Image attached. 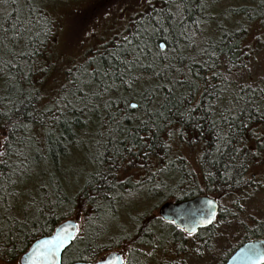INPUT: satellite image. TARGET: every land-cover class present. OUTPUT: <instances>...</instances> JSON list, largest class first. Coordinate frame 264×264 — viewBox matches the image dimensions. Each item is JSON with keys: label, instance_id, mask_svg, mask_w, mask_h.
Instances as JSON below:
<instances>
[{"label": "trees", "instance_id": "16d2710c", "mask_svg": "<svg viewBox=\"0 0 264 264\" xmlns=\"http://www.w3.org/2000/svg\"><path fill=\"white\" fill-rule=\"evenodd\" d=\"M1 1L7 13L0 21V263L19 264L35 240L72 215L80 218L66 250L74 258L63 264L93 263L112 251L122 252L125 264H149L141 246L168 249L162 264H180L177 258L193 243L200 253L211 250L220 208L213 224L193 235L147 213L135 216L126 232L119 204L132 193L127 188L138 186L121 180V166L127 170L136 160L148 166L142 191L155 207L252 189L249 167L255 152L264 151V80L252 86L225 77L244 69L259 47L244 44V25L219 27L215 37L200 39L215 21L216 0H155L87 58L72 87L64 76L60 106L49 109L39 81L55 31L46 8L62 0ZM229 13L245 25L264 23V0H247ZM143 81L148 85L141 88ZM188 137L200 150L199 176L175 151ZM73 150L83 151L93 170L78 172L73 180L84 177V184L70 194L71 168L63 164ZM259 239L264 220L215 264Z\"/></svg>", "mask_w": 264, "mask_h": 264}, {"label": "rangeland", "instance_id": "374dc122", "mask_svg": "<svg viewBox=\"0 0 264 264\" xmlns=\"http://www.w3.org/2000/svg\"><path fill=\"white\" fill-rule=\"evenodd\" d=\"M152 2L154 3L155 0H62L51 2L47 8L45 7L54 20L55 31L46 45L49 54L47 72L39 80L42 83L41 93L44 106L49 109L59 107L60 102L56 97L57 93L63 91L66 86L64 76L67 84L71 86L73 78L80 76V69L85 67L87 58L94 52L102 50L110 38L119 37L124 28L129 27L132 17L148 12ZM246 3L247 0H216L211 10L215 21L210 24L211 27L205 26L204 35L200 39L208 36L215 37L219 27L233 29L241 27L239 24L244 25L246 30L244 44L257 43L259 47L254 50L244 69L237 75L231 76L233 73L236 74L233 72L225 77H230L231 80L241 85L256 86L264 80V23L245 25L242 18L229 13L231 8ZM6 13L7 9L0 0V21ZM222 72L225 70L223 69ZM147 85L148 83L143 81L138 86L144 88ZM260 136L264 138L263 135ZM192 140L188 137L185 141L188 144L177 145L175 151L185 159L189 169L199 176L198 155L200 150L190 144ZM255 145L251 144L252 148ZM82 152L73 150L67 157L65 166L63 164L64 168H71L69 173L72 178L68 186L70 194H75L79 186L84 184V177L80 176L93 170L86 163ZM255 154L257 157L251 163L248 172L249 177L254 180L252 189L240 191L231 197L223 195L213 197L219 203L222 216L215 221L214 231L217 233L218 240L215 241L212 249L200 253L198 244L193 243L187 248L184 256L177 258V262L180 264H215L221 254L241 239L246 229L264 220V151H256ZM132 163V167L127 170H123L125 166L123 164L120 175L121 180H130L138 186L133 189L127 188L132 193L119 204L121 217L118 218V223L124 226L128 233L133 229L131 221L135 216L147 213L154 218L158 217V208L161 206L160 204L155 207L154 201L145 196L142 191L147 190V187L143 186L147 182L144 179V168L148 166L143 167L142 161L137 160ZM78 172H81V175L74 181L73 178L78 175ZM71 218H77V222H80L77 215H72ZM137 249L142 252V259L149 264H162L165 257L164 252L168 250H162L161 247L153 251V248L146 246ZM73 258L74 255L66 251L62 256L64 261H70Z\"/></svg>", "mask_w": 264, "mask_h": 264}, {"label": "water", "instance_id": "95a60500", "mask_svg": "<svg viewBox=\"0 0 264 264\" xmlns=\"http://www.w3.org/2000/svg\"><path fill=\"white\" fill-rule=\"evenodd\" d=\"M218 210L219 204L215 198L196 196L178 202H165L158 208L157 213L164 222L172 223L186 235H192L200 229L210 227L215 220ZM62 229H67L69 234L66 235ZM77 229V218H69L62 221L54 228L50 235L35 240L21 255L19 264H32L30 257H32L34 250L45 241L53 242L52 246L56 251V256L53 259L37 261V264H63L62 256L72 244ZM61 238L63 239L62 244L60 243ZM70 264H124V255L122 252L112 251L93 263L73 262ZM225 264H264V239L242 243L229 256Z\"/></svg>", "mask_w": 264, "mask_h": 264}, {"label": "snow or ice", "instance_id": "6c2138e0", "mask_svg": "<svg viewBox=\"0 0 264 264\" xmlns=\"http://www.w3.org/2000/svg\"><path fill=\"white\" fill-rule=\"evenodd\" d=\"M160 47L163 49L164 45H160ZM149 67H151V65H149ZM125 83H127V81H125ZM128 87L131 88L132 85L128 84ZM168 91H169V93H171V91H172L171 88H168ZM130 107L137 108L138 105L137 104H131ZM181 114L183 115V113H181ZM4 115H6V113ZM169 135H171V133H169ZM141 139H143V137H141ZM73 228H75V226H73ZM62 231H64L66 235L69 234L67 232V229H62ZM60 243L61 244L63 243L62 238L60 239ZM52 245H53L52 241H45L40 245V247L36 248L33 252L32 257H30L32 264H37V261H40V260L55 258L56 251L54 250V247ZM45 249H47V251H45Z\"/></svg>", "mask_w": 264, "mask_h": 264}, {"label": "flooded vegetation", "instance_id": "af4514ba", "mask_svg": "<svg viewBox=\"0 0 264 264\" xmlns=\"http://www.w3.org/2000/svg\"><path fill=\"white\" fill-rule=\"evenodd\" d=\"M125 262H126V258L124 257V264H125Z\"/></svg>", "mask_w": 264, "mask_h": 264}, {"label": "bare ground", "instance_id": "6f19581e", "mask_svg": "<svg viewBox=\"0 0 264 264\" xmlns=\"http://www.w3.org/2000/svg\"><path fill=\"white\" fill-rule=\"evenodd\" d=\"M86 160V159H85Z\"/></svg>", "mask_w": 264, "mask_h": 264}]
</instances>
